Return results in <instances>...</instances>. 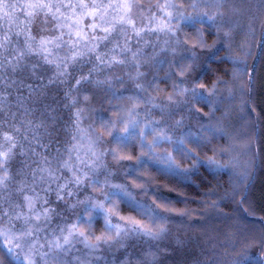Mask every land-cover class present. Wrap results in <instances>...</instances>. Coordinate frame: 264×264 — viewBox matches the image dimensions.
I'll list each match as a JSON object with an SVG mask.
<instances>
[{
  "label": "trees",
  "instance_id": "16d2710c",
  "mask_svg": "<svg viewBox=\"0 0 264 264\" xmlns=\"http://www.w3.org/2000/svg\"><path fill=\"white\" fill-rule=\"evenodd\" d=\"M137 2L147 13L149 8L167 0ZM171 2L176 3L185 15L194 14L188 2ZM196 3L201 13L220 12L223 15L218 16L216 24L205 20L194 28L185 26L184 31L175 36L160 34L157 40L156 34H152L151 42L139 60L142 75L138 76L135 63L118 66L110 75L109 70L95 73L96 78L108 79L113 86L85 85L80 93H74L78 103L72 108L64 107L67 102L64 85L51 86L46 90V96H33L24 104L40 109L49 104L55 109V124L50 126V136L45 137V142L53 141L50 155L55 154L57 146L64 151L77 143L72 136L76 131L74 121L78 109L82 110L80 124L84 129L81 153L88 150L89 136L101 137L99 152L112 150L116 153V159L112 155L102 157L103 166L95 176L102 185L107 179L110 184L124 186L131 194L113 201L118 210L112 216L114 223L124 224L120 217L143 218L145 223L152 214L166 218L167 231L160 240L131 237L122 247L102 246L96 252L77 243L65 258L71 264H264V0H196ZM17 15L25 18L21 13ZM84 22L89 24L91 20L85 18ZM143 23H148L146 16ZM49 27L54 28L55 22ZM31 28L34 35L41 34L39 22ZM197 36L206 45L203 49L191 47ZM136 47L140 45L134 44L133 48ZM193 51L197 54L196 62L181 77L179 67L187 65L185 58L191 57ZM90 67L88 64L82 71L87 73ZM79 71L76 78H79ZM193 80L204 85V88L197 86V91L204 92L212 103L171 105L168 97L173 94L176 82L182 81L180 87L183 89L192 87ZM69 83L74 84L75 79ZM213 85L216 95L208 96L207 89H212ZM15 96L13 93L10 100L18 119L35 121L42 118L39 111L30 117L22 116L24 108L16 105ZM117 120L136 121L139 125L137 136L119 146L111 143V137L100 127L101 121ZM178 120L182 121L179 126L176 125ZM11 123L6 121L0 127L3 131L14 132L9 126ZM145 125H151L157 131L147 134L141 142L138 133ZM122 129L123 124H119L118 130ZM159 129H163L172 141L184 139L185 147L200 161L187 177L183 169L190 168L193 161L183 159L182 152L175 153L176 145L168 140H160L153 146L151 155L164 157L173 153L179 174L169 170L161 160L149 159L147 146L152 144L154 137L160 136ZM121 156L131 158L120 159ZM210 157L222 167H209ZM138 158L142 160L141 165L137 164ZM22 159L17 155L10 163V173L16 182L22 178L17 174ZM28 175L30 178L31 174ZM16 186V183L12 184V188ZM88 196L103 198L98 189L83 187L69 199L75 203L77 198L85 200ZM52 200L55 202L54 196ZM83 209L84 205L78 204L73 209L60 202L57 206L59 215L53 216L45 231L51 234V229L55 228L59 235L57 226L72 224L77 215L85 216ZM144 212H148V216L143 215ZM103 229L104 221L98 217L90 229L82 227L81 230L90 231L91 243H95L94 237ZM3 242L0 238V244ZM6 253V248L0 249L2 264H15Z\"/></svg>",
  "mask_w": 264,
  "mask_h": 264
},
{
  "label": "snow or ice",
  "instance_id": "6c2138e0",
  "mask_svg": "<svg viewBox=\"0 0 264 264\" xmlns=\"http://www.w3.org/2000/svg\"><path fill=\"white\" fill-rule=\"evenodd\" d=\"M185 2L190 4L194 14L185 15L171 0L157 3L147 13L137 0H108L107 3L104 0H92L90 3L87 0H28L26 3L0 0V22H3L0 23V125L12 121L9 126L14 129L10 133L0 127V135L3 136V141L0 142V225H3L0 227V238L4 241L0 244V249L6 248V254L15 264H71L65 258L77 243H83L90 252H96L102 246L122 247L124 241L131 237L157 241L165 235L166 218L158 214L148 216V212H144L143 215L148 216L147 223L143 218L138 220L124 217H120L125 221L124 224L113 222L112 216L118 212L113 201L131 194L122 185L110 184L107 179L102 185L95 178L97 171L103 166L102 157L112 155L116 159V153L112 150L99 152V136H89L88 150L81 153L80 149L84 146V129L80 124L82 110L78 109L75 113L76 131L72 139L77 143L64 151L57 146L55 154L50 155L53 141L48 139L45 142V137L50 136V126L55 124V109L49 104H45L43 109L36 106L28 108L24 104L33 96H46V90L51 86L64 85L67 87V102L64 107H76L78 99L74 93H80L85 85L94 83L97 87L113 86L108 79L96 78L95 73L109 70L110 75L118 66L135 63L138 76L142 75L139 72V60L144 48L151 42L152 34H156L157 40L160 34L170 33L175 36L184 31L185 26L194 28L197 23L202 24L205 20L216 24L218 16L223 15L220 12L201 13L197 10L199 6L196 0H180L181 4ZM17 13L23 14L25 18L22 19ZM138 13L141 15L138 16ZM145 16L147 24L143 23ZM85 18H89L91 23L85 24ZM37 22L41 25L39 36L34 35L31 28ZM53 22L55 27H49ZM44 32L49 34L44 35ZM134 44L140 47L134 49ZM152 47L155 48V45ZM191 47L203 49L206 45L197 36ZM196 57L197 54L193 51L191 57L185 58L187 65L179 67L181 77L192 69ZM88 64L91 67L84 73L82 69ZM77 70H80L79 78H76ZM47 73L51 75H46ZM73 79L75 83H69ZM181 83L182 81L176 82L173 94L168 97L171 105L178 107L212 103L204 92L197 91V86L204 88L199 80H193L192 87L183 89L180 87ZM136 86L141 87L139 83ZM215 87L213 85L212 89H207L208 96L216 95ZM13 93H16V105L24 108L22 116L30 117L39 111L42 118L35 121L18 119L10 100ZM84 99H88L86 94ZM181 123L182 121H176L177 126ZM119 124H123L122 131L118 130ZM100 127L111 137V143L119 146L137 136L136 129L139 125L136 121L125 123L117 120L107 123L101 121ZM153 131L157 129L151 125L140 129L138 135L141 142ZM159 131L160 136L154 137L152 144L147 146L149 159H159L169 170L179 174V165L175 163L173 153L164 157L151 155L153 146L160 140H168L176 145L175 153L182 152L183 159L193 161L190 168L183 169L187 177L200 161L185 147L184 139L172 141L164 134L163 129ZM17 155L23 157L17 173L22 178L18 182L10 173V163ZM65 155L67 159L64 158ZM34 156L39 159H32ZM137 164H142L140 158L137 159ZM207 164L209 167H222L211 157ZM28 173L31 174L30 178ZM13 183L17 184L15 188H12ZM83 187L98 189L103 198L88 196L85 200L77 198L72 203L69 198L76 196ZM13 194L16 196L15 200ZM53 196L55 202L52 200ZM60 202L73 209L78 204L84 205L86 218L77 215L72 224L57 226L59 235L55 228L49 234L45 229L51 224L53 216L59 215L57 206ZM98 217L103 219L104 229L100 235L94 237L95 243H91L92 233L81 229H90Z\"/></svg>",
  "mask_w": 264,
  "mask_h": 264
},
{
  "label": "rangeland",
  "instance_id": "374dc122",
  "mask_svg": "<svg viewBox=\"0 0 264 264\" xmlns=\"http://www.w3.org/2000/svg\"><path fill=\"white\" fill-rule=\"evenodd\" d=\"M137 15H138V16H140L141 14H140V13H138Z\"/></svg>",
  "mask_w": 264,
  "mask_h": 264
}]
</instances>
